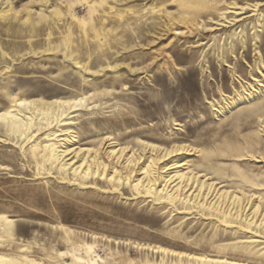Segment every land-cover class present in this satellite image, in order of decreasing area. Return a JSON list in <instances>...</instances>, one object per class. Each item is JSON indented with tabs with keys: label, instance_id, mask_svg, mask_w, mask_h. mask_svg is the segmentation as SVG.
Masks as SVG:
<instances>
[{
	"label": "rangeland",
	"instance_id": "374dc122",
	"mask_svg": "<svg viewBox=\"0 0 264 264\" xmlns=\"http://www.w3.org/2000/svg\"><path fill=\"white\" fill-rule=\"evenodd\" d=\"M8 112L0 264H264V0H0Z\"/></svg>",
	"mask_w": 264,
	"mask_h": 264
},
{
	"label": "bare ground",
	"instance_id": "6f19581e",
	"mask_svg": "<svg viewBox=\"0 0 264 264\" xmlns=\"http://www.w3.org/2000/svg\"><path fill=\"white\" fill-rule=\"evenodd\" d=\"M9 117H11V115H10V112H8V113H4V114H0V119H2L3 121H6V120H8L9 119ZM14 118V117H13ZM15 119V118H14ZM15 121V120H14ZM14 123V122H13ZM174 152V150H172L171 152H169L167 155H165V156H168V155H171L172 153ZM176 152V151H175ZM97 155V154H96ZM99 155V154H98ZM164 156V157H165ZM100 157V156H99ZM99 159V158H98ZM98 161H100V160H97V159H93L92 161H91V164H87L86 166V172H85V174H92L93 176H95L94 174L97 172V171H99V169H100V165H101V163L100 162H98ZM81 162V161H80ZM138 162V161H137ZM156 162H158V160H155V161H153V165L155 166V164H157ZM88 163V162H87ZM135 163V162H134ZM136 164V163H135ZM103 165H104V163H103ZM130 166V165H129ZM152 166V165H151ZM104 167V166H103ZM102 167V168H103ZM105 167H106V165H105ZM128 167V166H127ZM131 167H133V166H131ZM85 168V167H84ZM107 168V167H106ZM109 168V167H108ZM150 168V167H149ZM131 170V169H130ZM150 170V169H149ZM154 171V170H153ZM102 172L104 173V171H103V169H102ZM106 172V171H105ZM102 175V174H101ZM89 176V175H88ZM181 176V175H180ZM127 178V177H126ZM125 178V179H126ZM184 178V177H183ZM191 179V178H190ZM193 179V178H192ZM183 181V180H182ZM181 181V182H182ZM189 180H187V182H188ZM170 182V181H169ZM194 182H195V180H194ZM169 184V183H168ZM167 184V185H168ZM200 184H202V183H200ZM178 185H181V184H178ZM197 185V184H196ZM169 186V185H168ZM185 186V185H184ZM198 186V185H197ZM196 186V187H197ZM200 186H202V185H200ZM165 187V186H164ZM170 187V186H169ZM191 187V186H190ZM176 188V187H175ZM180 188V187H179ZM192 188V187H191ZM208 188H209V186H208ZM178 189V188H177ZM176 189V190H177ZM174 190V189H173ZM179 190V189H178ZM181 190V189H180ZM189 190V189H188ZM200 190V189H199ZM186 191H187V188H186ZM210 191L208 190V193H209ZM200 193V192H199ZM207 193V192H206ZM208 193L207 194H205L206 196L205 197H207V195H208ZM219 193V192H218ZM224 193V192H223ZM203 194V193H202ZM203 194V195H204ZM213 194V193H212ZM179 196L181 195V193L180 194H178ZM184 195V194H183ZM199 195V194H198ZM217 195V194H216ZM190 196V195H189ZM192 196V195H191ZM230 196V195H229ZM201 197V196H200ZM232 197V196H231ZM230 197V198H231ZM186 198V197H185ZM228 198V197H227ZM194 199V198H193ZM205 199V198H204ZM207 199H208V197H207ZM189 200V199H188ZM215 200V199H214ZM202 201H203V199H202ZM225 201H226V195L225 194H220L219 196H218V198L214 201V203H213V206H215V204H217L216 206L218 207V206H221L223 203H225ZM235 201H236V199H234V198H232V200H231V203H230V205L231 204H234L235 203ZM240 200H237L236 201V203H238ZM229 202V201H228ZM209 203H210V201H209ZM208 203V204H209ZM226 203H227V201H226ZM212 204V203H211ZM211 204H210V206H211ZM221 204V205H220ZM242 204V203H241ZM209 206V207H210ZM236 206V205H235ZM222 207V206H221ZM228 207V206H227ZM241 207V206H240ZM212 208V207H211ZM210 208V209H211ZM219 208V207H218ZM243 208V207H242ZM217 209V208H216ZM228 209V208H227ZM230 210V209H229ZM234 210V209H233ZM228 211V210H227ZM226 211V212H227ZM258 213V212H257ZM224 214V213H223ZM225 216H227V215H225ZM229 216V215H228ZM239 217V216H238ZM90 249V248H89Z\"/></svg>",
	"mask_w": 264,
	"mask_h": 264
}]
</instances>
